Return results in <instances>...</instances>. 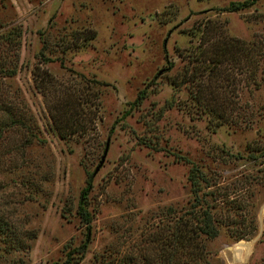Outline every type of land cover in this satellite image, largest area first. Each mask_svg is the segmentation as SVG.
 I'll use <instances>...</instances> for the list:
<instances>
[{
    "label": "rangeland",
    "instance_id": "obj_1",
    "mask_svg": "<svg viewBox=\"0 0 264 264\" xmlns=\"http://www.w3.org/2000/svg\"><path fill=\"white\" fill-rule=\"evenodd\" d=\"M229 1L0 0V67L15 69H0V264L60 261L82 241L87 173L74 264H152L193 201L191 164L217 228L210 263L264 264V0ZM228 38L245 50L205 66ZM67 92L81 121L61 137Z\"/></svg>",
    "mask_w": 264,
    "mask_h": 264
},
{
    "label": "trees",
    "instance_id": "obj_2",
    "mask_svg": "<svg viewBox=\"0 0 264 264\" xmlns=\"http://www.w3.org/2000/svg\"><path fill=\"white\" fill-rule=\"evenodd\" d=\"M253 2H255V0H231L226 5L219 7V9L235 11L249 6ZM14 35L16 34L13 33L12 37H7L6 43L12 42V44H16L17 41ZM91 36L92 35H90V37ZM249 43L252 44L253 42L251 41ZM244 46L243 42L237 39H226L222 46H218L216 55L211 59H208L207 63H205V66L209 65L211 67H215L218 63L228 59L230 54L237 55L243 52L245 50ZM170 67L171 63H169L167 68ZM0 69L5 72V75H12L15 72L13 67L3 68L2 66ZM145 93L146 89L141 88L137 92L136 97L131 101L132 106L137 105V103L143 97H145ZM79 105L80 102L78 100V96H75L74 94L72 95V92H67L65 94V99H59L57 101V113H51V117L52 121L56 124V128L59 130V135L61 137L66 135L65 131H63V123L65 125L69 124L70 122L75 123L74 121H78L80 123L81 117L79 115L80 112L78 111ZM249 150L257 151L258 147L252 144ZM176 156L189 162V159L186 157H182L181 155ZM200 177L202 176L200 175L198 168L191 164L189 167L188 178L191 185L193 201L191 202L190 208L187 211L185 210L177 218L173 217L166 238L162 240L161 244H159L155 249L153 258L154 260L152 264H211L208 258V251L206 249L204 240L214 236L217 233V228L213 214L210 211V207L208 204H206L207 202L205 199L198 195V191L200 189ZM91 178V173H87L85 184L80 190L76 209V213L78 214V217L85 228L84 238L78 244L69 247L65 253V257L62 260L52 261L49 264H74L79 258L82 257L86 249L87 243L89 241V226L91 217L89 211L85 207V204L87 193L91 187ZM3 225H5V221L0 216V230ZM75 256L76 259H73Z\"/></svg>",
    "mask_w": 264,
    "mask_h": 264
},
{
    "label": "water",
    "instance_id": "obj_3",
    "mask_svg": "<svg viewBox=\"0 0 264 264\" xmlns=\"http://www.w3.org/2000/svg\"><path fill=\"white\" fill-rule=\"evenodd\" d=\"M105 148H106V147H105ZM104 154H105V149L103 150V153H102V155H101V157H100V160H99L97 166L94 168L93 173L97 170V168H98L99 165L101 164L102 159L104 158Z\"/></svg>",
    "mask_w": 264,
    "mask_h": 264
}]
</instances>
